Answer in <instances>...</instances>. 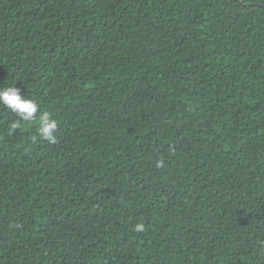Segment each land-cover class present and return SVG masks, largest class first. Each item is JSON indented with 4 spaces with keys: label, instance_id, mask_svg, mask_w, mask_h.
<instances>
[{
    "label": "trees",
    "instance_id": "16d2710c",
    "mask_svg": "<svg viewBox=\"0 0 264 264\" xmlns=\"http://www.w3.org/2000/svg\"><path fill=\"white\" fill-rule=\"evenodd\" d=\"M11 85L0 264H264V0H0Z\"/></svg>",
    "mask_w": 264,
    "mask_h": 264
},
{
    "label": "clouds",
    "instance_id": "9594fccd",
    "mask_svg": "<svg viewBox=\"0 0 264 264\" xmlns=\"http://www.w3.org/2000/svg\"><path fill=\"white\" fill-rule=\"evenodd\" d=\"M0 107L18 117L17 120L10 123L9 135H12L22 123L35 121L38 123L37 132L39 137L49 143H56L57 120L51 118L47 112H42L38 102L24 95L19 87L14 85L0 87ZM158 166H162V162H159ZM135 230L142 231L143 225L137 224Z\"/></svg>",
    "mask_w": 264,
    "mask_h": 264
}]
</instances>
